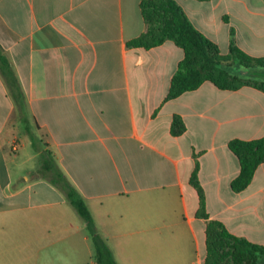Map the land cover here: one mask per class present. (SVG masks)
Wrapping results in <instances>:
<instances>
[{
    "label": "crops",
    "instance_id": "obj_1",
    "mask_svg": "<svg viewBox=\"0 0 264 264\" xmlns=\"http://www.w3.org/2000/svg\"><path fill=\"white\" fill-rule=\"evenodd\" d=\"M141 1L0 0V47L26 99L21 110L0 73V264H97L65 194L23 169L39 155L28 130L82 195L118 264L205 263L207 221L190 184L197 162L210 218L264 245V163L234 192L240 162L229 148L264 137V92L205 82L164 102L184 51L171 41L128 47L147 31ZM175 1L222 54L234 32L242 51L264 57V0ZM175 115L186 126L179 137Z\"/></svg>",
    "mask_w": 264,
    "mask_h": 264
},
{
    "label": "trees",
    "instance_id": "obj_2",
    "mask_svg": "<svg viewBox=\"0 0 264 264\" xmlns=\"http://www.w3.org/2000/svg\"><path fill=\"white\" fill-rule=\"evenodd\" d=\"M147 31L130 41L128 47L146 50L171 41L184 51V59L174 74L168 95L164 102L174 100L184 93L198 90L205 82H211L220 90L237 91L243 87H253L264 92V79L253 78L235 72L234 67L246 70H264V57H252L242 51L232 32L230 51L224 55L219 46L199 32L182 7L175 0H142L140 4ZM0 73L4 77L10 93L21 109L26 111V99L13 65L0 47ZM186 131L184 120L175 115L171 133L175 137ZM32 146L42 160V178L62 191L70 205L85 221L95 248L97 264H118L107 241L100 234L95 220L84 198L67 179L57 165L50 151L41 152L39 141L30 130ZM230 150L240 162V174L233 180L234 192L244 191L252 182L257 169L264 163V137L244 141L234 139L229 142ZM190 184L199 196L197 216L207 221L204 264H264V245L255 244L232 234L218 220L210 218L206 208V194L199 179L197 162L190 178Z\"/></svg>",
    "mask_w": 264,
    "mask_h": 264
},
{
    "label": "rangeland",
    "instance_id": "obj_3",
    "mask_svg": "<svg viewBox=\"0 0 264 264\" xmlns=\"http://www.w3.org/2000/svg\"><path fill=\"white\" fill-rule=\"evenodd\" d=\"M234 70H235V72H238L241 75H245V76L247 75V76H250V77H253V78H261V79H264V77H258V76L252 75L253 71H259V70H253V71L252 70H246L244 68L237 67V66L234 67ZM37 135H38V133H37ZM40 149H44V143H43V141L40 144ZM32 151L34 152V154H37L35 152V149L34 148H32ZM41 166H42V160L40 158V155H37L36 156V159L34 161L30 162L28 165H26L23 169L24 170L33 169V170H36V171L39 172L41 170ZM13 174L14 175H17L18 174L17 168L13 171ZM76 215H78V217L81 219V217L79 216L78 213H76ZM8 218L9 219H15V216L14 215H11ZM13 246H15V244L12 245V248L9 250L10 253H15V251H16L15 247H13Z\"/></svg>",
    "mask_w": 264,
    "mask_h": 264
},
{
    "label": "water",
    "instance_id": "obj_4",
    "mask_svg": "<svg viewBox=\"0 0 264 264\" xmlns=\"http://www.w3.org/2000/svg\"><path fill=\"white\" fill-rule=\"evenodd\" d=\"M252 75H255L258 77H264V70L253 71Z\"/></svg>",
    "mask_w": 264,
    "mask_h": 264
}]
</instances>
